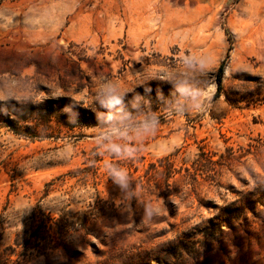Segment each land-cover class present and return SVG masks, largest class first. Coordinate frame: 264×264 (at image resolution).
I'll list each match as a JSON object with an SVG mask.
<instances>
[{
	"label": "rangeland",
	"instance_id": "374dc122",
	"mask_svg": "<svg viewBox=\"0 0 264 264\" xmlns=\"http://www.w3.org/2000/svg\"><path fill=\"white\" fill-rule=\"evenodd\" d=\"M61 98L41 137L0 122L2 242L41 198L115 210L5 264H264V0H0V101ZM72 100L116 125H58Z\"/></svg>",
	"mask_w": 264,
	"mask_h": 264
},
{
	"label": "trees",
	"instance_id": "16d2710c",
	"mask_svg": "<svg viewBox=\"0 0 264 264\" xmlns=\"http://www.w3.org/2000/svg\"><path fill=\"white\" fill-rule=\"evenodd\" d=\"M224 71L225 60L221 62L217 72L215 96H218L221 91ZM69 101L71 100L66 98L53 102L48 100L46 101L47 103L38 104L18 103L11 100L0 101V122H7L14 133L18 135L41 137V132H38L39 125L44 126L42 133L46 134L47 132L45 131L52 126L54 113L59 111L58 108H63L70 104ZM72 102L74 115L55 116L61 117V119L57 120L58 125L69 128L77 125L98 126L100 128L116 125V122L110 120L107 112L97 115L93 111L77 106L73 100ZM50 103L57 104L56 108H53ZM5 107L8 108L9 112L3 110ZM11 115L14 116L12 117ZM33 115L37 122L25 124V126L20 124L25 121L28 122ZM100 159L98 156L95 161ZM55 183L56 179H53L46 184L44 196L50 194L54 189L53 185ZM45 199L41 198L30 214L21 220L23 227L14 233L12 242L8 244L2 242V230L4 229V224L9 217L12 218V215L7 213V207L3 209L0 214V264L12 261L14 255L25 256L30 253L29 250L32 248L38 249L40 253H43L47 248L60 247L66 242L71 231H84L85 234H91L95 220L102 215L111 214L115 210L114 202L102 198H98L94 203L89 202L86 210L78 207L72 209L73 205L79 203L75 200L76 198H53L52 200L55 202H53L54 205L52 207L54 208L51 206L45 208L42 203Z\"/></svg>",
	"mask_w": 264,
	"mask_h": 264
},
{
	"label": "clouds",
	"instance_id": "9594fccd",
	"mask_svg": "<svg viewBox=\"0 0 264 264\" xmlns=\"http://www.w3.org/2000/svg\"><path fill=\"white\" fill-rule=\"evenodd\" d=\"M177 91L181 95L189 94V90L185 88H177ZM101 104L108 107L109 109L116 108L117 106L121 105L122 103V96L121 94L113 91L112 88H105L101 91ZM109 150L114 155H119L121 153V148L119 145L116 144H110ZM109 174L114 180V182L119 183L123 185L126 182L127 174L122 169L116 168V167H110L109 168Z\"/></svg>",
	"mask_w": 264,
	"mask_h": 264
}]
</instances>
